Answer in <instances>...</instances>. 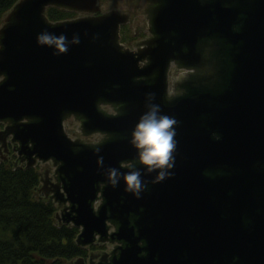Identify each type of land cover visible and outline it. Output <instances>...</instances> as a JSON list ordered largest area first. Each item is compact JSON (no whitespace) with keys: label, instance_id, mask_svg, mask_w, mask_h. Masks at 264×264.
I'll use <instances>...</instances> for the list:
<instances>
[{"label":"water","instance_id":"water-1","mask_svg":"<svg viewBox=\"0 0 264 264\" xmlns=\"http://www.w3.org/2000/svg\"><path fill=\"white\" fill-rule=\"evenodd\" d=\"M97 5L95 0H20L8 23L0 28V122L22 124L15 132V141L26 168H33L37 160L61 166L68 200L75 208L72 222L82 228L79 240L84 246L92 244L95 235L106 234L104 210L99 216L93 212L95 186L103 178L109 185L104 194L108 202L121 196L131 205L162 214L159 220L153 216L146 229L150 238L146 263L134 249H128L122 250L113 264H172L184 255L188 261L195 255V261L203 264L221 259L230 262L229 257H236L241 264H264V0H214L210 5L202 0H168L167 7L155 15V31L165 28L178 42L186 41L192 59L199 41L209 37L221 41L228 72L224 90L216 96L197 95L171 108L162 98L154 102L164 114L176 117L177 147L172 175L161 180L157 172L144 173V182L152 187L147 197L127 190L122 176L127 171L121 164L135 159L131 133L146 111L141 95L150 89L134 86V79L142 76L137 65L141 55L136 58L117 43L119 26L127 19ZM49 7L93 16L51 23L46 18ZM99 11L105 15H97ZM42 34L66 37L61 46L67 51L61 52L56 44L39 43ZM160 85L151 90L158 91ZM131 100L139 101L143 109L111 117L101 108L102 104ZM71 116L82 121L86 135L125 134L129 140L86 145L75 154L79 146L63 130V122ZM202 117L205 121H195ZM213 134L220 139L213 140ZM208 168L223 169L229 177L218 182L229 184L234 192L225 215L229 233L223 243L225 250L183 253L161 249L156 240L165 224L188 232L191 221L181 216L190 210L191 203L172 200L173 187L177 183L180 189L195 181L196 174ZM113 169L118 170L114 178ZM160 186L170 191L163 195V201L159 199ZM243 216L248 228L242 225ZM230 224L240 236L229 238ZM239 237L243 239L242 252L236 251Z\"/></svg>","mask_w":264,"mask_h":264},{"label":"flooded vegetation","instance_id":"flooded-vegetation-1","mask_svg":"<svg viewBox=\"0 0 264 264\" xmlns=\"http://www.w3.org/2000/svg\"><path fill=\"white\" fill-rule=\"evenodd\" d=\"M95 1L98 5L103 2L102 0ZM107 1L112 5L115 2L119 3L121 0ZM202 1L206 5H210L214 0ZM167 5L168 0H130L126 7L138 13L135 18L137 21L135 30H130L128 26L130 21L133 20V13L121 12L115 6L111 7L112 10L110 11L112 12L109 13H119L127 19L119 26L117 43L123 46L124 50L134 53L136 58L141 55V60L137 65L142 76L134 79L133 82L136 87L150 89L144 90L141 95L142 102L146 105L151 94V102L154 103L162 98L164 105L167 108H171L179 107L180 102L189 100L197 95H218L224 90L225 76L228 72L226 58L221 55V51L226 48L221 41L209 37L197 43L194 58H190L192 52L186 41L178 42L174 39L175 34L165 28H159L156 31L154 29L153 19L155 15L166 8ZM56 9L73 15L71 19L61 22L93 16V14L76 13L70 9ZM97 15L105 14L99 11ZM197 57L199 58L198 61L196 60ZM158 84H161L158 91L151 90ZM143 107L140 106L137 100H131L125 104L101 105L102 110L111 117L118 115L120 117L121 115L129 116L139 109L142 110ZM174 118L176 119V117ZM195 121L202 122L205 121V118H198ZM74 123L79 128L78 134L65 129L67 124L73 125ZM188 124L190 126L189 122ZM20 125L22 124L12 125L8 122H0V163L11 161L14 165L26 167L27 163L24 155H19L20 145L15 141V132H17ZM201 125L203 124L200 123V127ZM63 130L71 142L79 146L74 151L75 154L82 151L81 147H86V145L88 147L90 145L97 147L107 141L129 140V135L126 136L125 134L108 135L96 132L86 135L82 121L74 116L68 117L63 122ZM187 131L190 132V128ZM4 132L7 133L5 134ZM94 137H97L98 140L90 143V140ZM211 138L217 141L220 136L213 134ZM29 147L31 146L29 145ZM128 162L136 163V159L123 162L121 169L128 171L125 166ZM40 163L37 160L34 169L40 166ZM42 164L49 165V168L43 174L38 173L40 180L37 189L38 199L53 206L55 210L54 222L57 227H64L75 234L73 245L80 254L60 264H113L115 260L120 258L122 250L128 249H134L138 254L137 257L146 263L150 256V238L146 237V229L150 227L153 216L159 220L162 214H152L142 205V207L135 206V204L131 205L121 196L114 197L108 202L104 194L109 185L103 178L95 186L97 194L93 204V212L96 216H99V213L104 210L107 216L106 234L105 237L95 235L93 243L84 246L79 240L82 228H76L72 222L75 208L68 200L66 176L63 173H59L61 166L52 161ZM136 167L142 170V166L139 163H136ZM188 176L190 178L189 173ZM227 177L229 176L223 169L208 168L203 169L202 174L197 173L195 181H188L190 179L186 180L188 182L184 181L186 183L180 189H178L179 184L176 183L171 191L172 200L191 203L190 210L181 215L184 219L191 220L188 232H180L179 228H173V225L167 223L158 232L159 237L157 240L153 239L157 241V246L161 249H167V252L183 253L225 250L223 243L229 236L224 226V222L227 219L225 215L227 214L228 201L234 196V192L229 184L218 182V180L226 179ZM144 183L146 188L141 191V194L147 197L151 195L152 187L146 182ZM160 188L161 196L159 199L163 201V195L170 191L163 189L164 186H160ZM242 225L245 228L249 227V222L245 216H243ZM233 226V224H230L232 234L229 238L241 235L237 229H231ZM118 236L123 240H120ZM236 251H243V239L241 237L238 239ZM154 260L157 261L158 257H155ZM228 260L230 262L221 259L219 263L212 262L211 264H241L236 257H229ZM172 264H203V262H196L195 255L192 256V260L188 261V256L184 255L182 260Z\"/></svg>","mask_w":264,"mask_h":264},{"label":"trees","instance_id":"trees-1","mask_svg":"<svg viewBox=\"0 0 264 264\" xmlns=\"http://www.w3.org/2000/svg\"><path fill=\"white\" fill-rule=\"evenodd\" d=\"M19 0H0V27ZM56 8L46 11L51 23L71 19ZM39 174L35 169L0 163V264H60L78 255L75 234L54 222L52 205L36 197Z\"/></svg>","mask_w":264,"mask_h":264},{"label":"clouds","instance_id":"clouds-1","mask_svg":"<svg viewBox=\"0 0 264 264\" xmlns=\"http://www.w3.org/2000/svg\"><path fill=\"white\" fill-rule=\"evenodd\" d=\"M66 37H53L50 34H42L38 37L41 44H56L61 52L67 51L61 46ZM76 43L79 41L76 40ZM146 104V111L141 115L137 124L132 130L130 143L136 150V163L142 166V170L136 167V163L128 162L125 166L128 171L122 174L126 181L127 190L139 197L140 192L146 188L144 183V173L157 172L162 180L172 175L171 169L175 165V149L177 141L175 139L178 124L174 117L164 114L160 105L151 102ZM218 138V137H217ZM118 170H112L113 178ZM113 183H118L113 179Z\"/></svg>","mask_w":264,"mask_h":264},{"label":"rangeland","instance_id":"rangeland-1","mask_svg":"<svg viewBox=\"0 0 264 264\" xmlns=\"http://www.w3.org/2000/svg\"><path fill=\"white\" fill-rule=\"evenodd\" d=\"M20 1V0H19ZM103 2L102 3H100L99 5H98V8H100V9H102V10H104V11H106V12H112V11H110V10H112V8L111 7H118V9H120V11L121 12H127V13H134L133 14V20H131L130 21V24H128V26H129V29L130 30H135V27H136V24H137V21H136V17L138 16V13H136L135 11H132V10H130V9H128L127 7H126V4L130 1V0H121V1H119V3H117V2H115V3H113L112 5L110 4V3H108V1L107 0H102ZM111 5V6H110ZM125 5V6H124ZM9 15H11V11L9 12V13H7L6 15H5V17H4V19H3V21H2V26H4V24H6V23H8V20H9V18H8V16ZM1 26V27H2ZM0 27V28H1ZM0 81H1V79H0ZM65 129L67 130V131H73L75 134H78L79 133V128H78V126L74 123L73 125L72 124H67L66 126H65ZM1 131V130H0ZM96 140H98V138L97 137H94L93 139H91L90 140V143H93V142H95ZM47 168H49V165H47V164H40V166H38V167H36L35 168V170L38 172V173H40V174H43V172L47 169ZM36 197L38 198L39 197V195L38 194H36Z\"/></svg>","mask_w":264,"mask_h":264}]
</instances>
